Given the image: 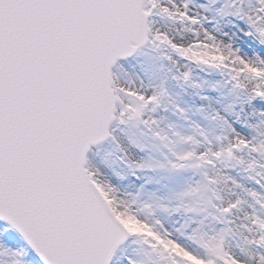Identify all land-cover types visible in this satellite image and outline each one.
<instances>
[{"label":"rangeland","instance_id":"374dc122","mask_svg":"<svg viewBox=\"0 0 264 264\" xmlns=\"http://www.w3.org/2000/svg\"><path fill=\"white\" fill-rule=\"evenodd\" d=\"M211 1H141L150 40L142 51L113 65L117 118L107 140L89 149L85 168L120 221L133 216L160 247L175 250L192 264H208L209 253L225 255L226 263L264 264V210L257 211L264 206V0H218L212 12L207 9ZM159 38L176 47L179 55L155 53ZM223 69L233 73L235 84L247 95L237 106L223 102ZM180 76L187 78L182 89L174 86ZM197 84L209 90L216 85L218 95L194 89ZM172 98L185 104V111L193 109L205 117L208 131L217 133L193 144L190 129L174 113L176 108L171 109ZM122 119L157 130L183 162L173 158L172 165H166L161 155L149 162L134 135L119 128ZM174 119L170 131L168 123ZM189 147L194 148L190 154ZM205 153L215 154L212 162L201 165L198 155ZM118 156L124 157L128 169ZM250 161L263 168L261 178L242 168ZM152 163L161 170H150L144 180ZM187 171L202 172L204 183L201 178L188 181ZM213 199L217 220L203 218ZM127 243L109 264H130L123 258L125 248L143 262L161 260L143 242ZM29 256L23 240L0 221V264H35Z\"/></svg>","mask_w":264,"mask_h":264},{"label":"water","instance_id":"95a60500","mask_svg":"<svg viewBox=\"0 0 264 264\" xmlns=\"http://www.w3.org/2000/svg\"><path fill=\"white\" fill-rule=\"evenodd\" d=\"M147 32L141 0H0V219L43 264H108L127 238L85 160Z\"/></svg>","mask_w":264,"mask_h":264},{"label":"trees","instance_id":"16d2710c","mask_svg":"<svg viewBox=\"0 0 264 264\" xmlns=\"http://www.w3.org/2000/svg\"><path fill=\"white\" fill-rule=\"evenodd\" d=\"M198 1V0H195ZM218 0L215 1H211L208 3V8L211 12L217 7V2ZM202 2V0H201ZM205 2V0H204ZM157 48L155 53H161V51H168L170 53H175L177 54V48L170 45L169 43H167L166 40L159 38V41L157 42L156 45ZM179 55V54H177ZM223 76H222V82L225 83V85L223 86V93H224V99L223 102H227L230 106H237V104L240 102V100H242L243 98L247 97L246 94L242 93L241 88L238 87L237 84H235L236 82V77L233 76L232 72H229L227 69H223ZM174 75V73L171 74V77ZM182 76L175 78V82H174V86L175 88H180L181 87H186L187 84V78H184ZM173 80V78H172ZM183 80H185V83L183 82ZM190 81H192V78H189ZM216 85H212V90L204 88L203 86L198 87V84L194 86V89L197 88L199 90L205 91V89L209 90L208 92H212L213 95H218V90H216ZM215 88V89H214ZM218 88V87H217ZM173 105L170 104L171 109L176 108V110L174 111V113L176 115H179V120L182 121L183 124H185L187 126L188 129H190V132L192 134H190V138H192V141L194 142L193 144L196 143H202V142H206L210 140V137L214 134L217 133L216 129L214 130V132L208 131L207 126L204 124L206 119L205 117H202L200 114L196 113V116L194 113V110L192 109L191 113L190 111H185V104H180L179 101L177 99H173ZM211 119L214 121L215 120V115H211ZM176 119H174V121L168 123V127L170 129V131H173L174 129V125L173 123L175 122ZM121 126L119 127L122 132L126 133V134H130V135H134V137L136 138V140L138 141V143H140V150L145 154V158L148 159L149 162H151V159L153 162H155L157 160L158 155H161L160 157H162V160L165 161L167 164L166 165H172V161L173 158H176V161L180 162V164L183 162V158L182 156H178L177 150L174 149L172 145V143H170V140H164L161 136H158V131L156 130L155 132H150L149 129H147V127H144L142 124H137L136 122L133 121H127L125 119H122L121 121ZM186 151L190 153H192L194 151V148L192 149V147L187 148ZM212 154L215 153H205V154H201L198 155L199 157V162L201 165L208 163V162H212ZM121 158V156H118V159ZM124 157H122L121 159L123 160V165L125 168L128 169V166H126V160L123 159ZM254 162V161H253ZM252 161H250L248 164H245L242 166L243 169L247 170H252L253 173L251 174V176H253V174L259 178H261L262 176V171L263 168L258 167L257 165H255ZM156 165V164H155ZM153 165V163L151 164V167L148 169H145V175L143 176L144 180H148L149 179V175L152 173L150 170H152L153 172H157V174L159 173V171L161 170V168L158 170L157 166ZM156 169V171H155ZM143 170V169H141ZM201 170V169H200ZM186 174L188 175V181L190 182H195L197 181L199 178H201V182H203V178H202V172H189L187 171ZM163 183V181H162ZM204 183V182H203ZM152 184V183H149ZM145 189H153L161 198H170L172 199L171 196H167V198L165 197L166 195L162 192L161 189L159 188H148V186L145 187ZM215 197V194H212ZM140 204L142 205V201L140 202ZM216 203L214 201V199L212 200V202L210 203V207L206 208L204 213H203V218L206 217L207 219H215V214L217 215V212L215 211L214 208H212V206H214ZM175 205V204H174ZM264 210V206H259L257 211H263ZM213 212V213H212ZM215 213V214H214ZM221 221H218V226L220 224ZM124 225L127 228L128 234H129V239L130 240H135L137 239L138 241L143 242V244H145V246L148 249H153V253H155V255H159L161 256V260L157 261L156 260H150L148 259L147 261H141L138 260L135 257H132V255L130 254V251L128 248H125L124 250V260L126 261V263H130V264H192V262L190 260H188L187 258L181 256L179 253H177L175 250L173 251L171 248L169 247H160L156 242H155V237L151 234V231L149 229L143 228V229H139L136 223V220L133 216L128 215L126 217L125 220H123ZM219 229L220 228H216V232L214 233V236H218L219 233ZM125 245H129L128 243ZM208 244L206 243V241H204V246H207ZM126 247V246H124ZM123 247V248H124ZM161 253V254H160ZM158 258V257H157ZM207 260H208V264H231L229 261L228 263H226L227 257L225 255H214L212 253H209L207 255Z\"/></svg>","mask_w":264,"mask_h":264},{"label":"bare ground","instance_id":"6f19581e","mask_svg":"<svg viewBox=\"0 0 264 264\" xmlns=\"http://www.w3.org/2000/svg\"><path fill=\"white\" fill-rule=\"evenodd\" d=\"M140 51H142V50H140ZM140 51H139V52H140Z\"/></svg>","mask_w":264,"mask_h":264}]
</instances>
